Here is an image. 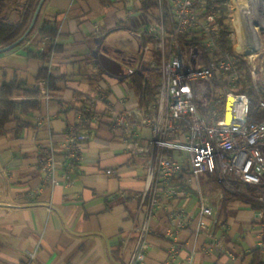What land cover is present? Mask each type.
<instances>
[{
    "label": "crops",
    "instance_id": "0c3cea01",
    "mask_svg": "<svg viewBox=\"0 0 264 264\" xmlns=\"http://www.w3.org/2000/svg\"><path fill=\"white\" fill-rule=\"evenodd\" d=\"M144 1L40 0L35 23L22 33V42L0 50V98L3 82L15 81L39 90L33 98L41 104L16 115L26 124L19 133L16 120L0 131V264L131 261L148 211L147 154L139 147L151 131L122 127L117 117L122 111L137 120L148 115L132 88L131 71L144 73L152 86L160 83L154 68L160 58L158 40L146 29L160 23L163 11L156 6L145 10ZM28 2L4 1L0 20L20 23ZM44 20L57 21L59 29L55 43L61 49L47 63L52 77L64 78L55 90L37 79L43 62L28 54L51 44L38 33ZM164 27L167 34L172 30V17ZM11 98L27 97L16 89ZM69 127L88 137L80 142L73 184L54 186L43 168L42 148L57 150L63 171L61 150ZM210 177L185 183V193L175 197L160 195L150 213L144 264H250L257 247L264 257V209L223 201ZM202 198L213 208L208 230L199 228ZM173 214L183 222L176 232L177 253L171 252L169 235L176 229Z\"/></svg>",
    "mask_w": 264,
    "mask_h": 264
},
{
    "label": "built area",
    "instance_id": "2783aa9c",
    "mask_svg": "<svg viewBox=\"0 0 264 264\" xmlns=\"http://www.w3.org/2000/svg\"><path fill=\"white\" fill-rule=\"evenodd\" d=\"M167 5L172 30L168 34L165 32L163 15L157 26L146 29L156 34L160 50L156 69L160 83L156 100L149 106L148 115L140 120L124 111L117 117V123L122 127L151 131L146 145L139 147L147 154L148 211L129 264L145 263L150 213L161 202L160 195L172 198L183 194L185 183L189 184L201 175L216 177L227 190L264 203V189L257 195L250 190L252 187L264 188V121L249 118L251 101L245 92L246 78L233 53L219 44L221 28L212 12L211 0H167ZM191 30L202 32L203 47L209 52V59L205 57L204 64L186 68L182 56L173 54V49L180 37ZM215 74L224 77L223 95L215 96L213 102V96L200 100L192 98L185 83L196 80L212 83ZM263 107L264 101L261 100L257 108ZM228 111L230 121H226ZM87 137L75 127L67 129V142L61 150L65 169L61 172L62 163L56 158L57 150L52 145L42 148L45 153L43 168L52 185L73 184L72 173L81 161L80 142ZM106 173L112 174L113 171L107 170ZM181 174L182 182L177 183ZM212 215V206L202 198L199 210L201 230H208ZM171 218L176 228L169 233L171 252L177 253L181 245L176 232L183 222L178 214ZM34 255L35 252L31 254Z\"/></svg>",
    "mask_w": 264,
    "mask_h": 264
},
{
    "label": "trees",
    "instance_id": "16d2710c",
    "mask_svg": "<svg viewBox=\"0 0 264 264\" xmlns=\"http://www.w3.org/2000/svg\"><path fill=\"white\" fill-rule=\"evenodd\" d=\"M40 3V0H29L26 10L23 13L22 20L18 24H12L9 22H4L0 20V50L11 48L17 44L22 42L21 36L22 33L28 29L31 24V20L33 15ZM157 6L155 0H145L143 3V8L145 10L150 9L152 7ZM163 24L166 26L171 22V14L169 12V7L166 4L163 10ZM38 33L41 36V39H48L51 41L49 47L39 53L33 54L28 52L29 55H33L37 58H40L43 62L39 73L37 75V79L39 81L45 82L47 89L55 90L57 89V84L59 81L64 78H54L49 74L48 62L51 58L53 52L60 51V46L55 43V39L59 34L58 23L57 21L44 20L41 26L38 29ZM184 38V46H199L203 47V35L201 31L188 32L186 35L182 36ZM150 40H153V37L150 36ZM219 44L227 47L223 40L219 41ZM206 60L209 59V52L205 51ZM130 82L132 88L134 89L136 96L138 97L139 105L141 108L145 109L149 112V106L155 102L157 92L159 89V85L152 86L145 74L140 72L139 70L131 71L129 74ZM245 78L247 81V87H245V92L248 94L250 98V119H255L256 121L264 120V110H258L259 105V94L256 89V86L262 87V79H257V81H253L249 72L245 74ZM212 102L216 100L215 93H219L222 91L224 86V77L221 74H215L212 79ZM16 89H21L24 95L27 97L24 100L16 101L13 100L12 94ZM39 95V90L28 89L22 83L12 82H3L1 86V98H0V131L4 130L5 126L11 122L16 120V133H19L23 127L26 126L24 122H21L20 119L16 117L18 113L27 114L29 112L35 111L40 107V101L34 96ZM214 106V105H213ZM182 174L178 177V179H182ZM209 180L216 183L218 187L221 188L223 193V201H233L239 200L243 203L249 204L251 207L255 209H264V203L257 201L255 198L250 197L248 195L231 192L223 187L215 177H210ZM264 189L262 187H252L251 193L253 195H257ZM252 260L250 264H264L263 251L261 247H257L251 251ZM19 264H27L24 261H21Z\"/></svg>",
    "mask_w": 264,
    "mask_h": 264
},
{
    "label": "rangeland",
    "instance_id": "374dc122",
    "mask_svg": "<svg viewBox=\"0 0 264 264\" xmlns=\"http://www.w3.org/2000/svg\"><path fill=\"white\" fill-rule=\"evenodd\" d=\"M4 1L8 0H0V5L3 4ZM157 3V10L161 13L164 10L165 5L167 4V0H155ZM243 1V0H242ZM251 3L258 4L262 0H249ZM264 1V0H263ZM211 9L215 19L218 21L219 26L221 28V40H223L227 46L228 51H231L233 55L236 57L240 69L243 71L244 75L249 72L253 81H257V79H262L263 86L258 87L256 89L259 94V101H264V49L262 53L258 56V62L255 63V60H251L246 57V53L244 50L243 44V33H240L236 30L233 22H229L224 15V5L220 0H211ZM235 10L238 12L240 10L239 4L235 3ZM196 30H191L190 32H195ZM264 39V33H261ZM184 38L180 37L178 40V45L174 47L173 54H180L183 58L184 65L186 68H191L197 66L198 64H204L205 62V49L204 47L199 46H184ZM193 48V51L191 50ZM193 56V57H192ZM196 57V58H195ZM160 58L158 61L154 62V68L157 69L159 67ZM256 67V69H255ZM156 73L159 74L156 70ZM246 81V80H245ZM186 89L191 94V97L200 100L204 98H211L212 96V85L210 81H188L185 83ZM247 81L245 87H247ZM223 95L222 92L215 93V96ZM264 110V107L261 108ZM264 121V120H263ZM216 178V177H215Z\"/></svg>",
    "mask_w": 264,
    "mask_h": 264
},
{
    "label": "bare ground",
    "instance_id": "6f19581e",
    "mask_svg": "<svg viewBox=\"0 0 264 264\" xmlns=\"http://www.w3.org/2000/svg\"><path fill=\"white\" fill-rule=\"evenodd\" d=\"M224 5V15L229 22H233L236 30L243 33L245 55L258 62L257 58L264 49V1L258 4L249 0H220ZM235 3L240 10L236 12ZM231 120L230 112L226 113V121Z\"/></svg>",
    "mask_w": 264,
    "mask_h": 264
},
{
    "label": "water",
    "instance_id": "95a60500",
    "mask_svg": "<svg viewBox=\"0 0 264 264\" xmlns=\"http://www.w3.org/2000/svg\"><path fill=\"white\" fill-rule=\"evenodd\" d=\"M40 8H41V2L39 3V5H38V7H37V9H36V11H35V13H34V15H33V19H32V22H31L30 28L33 27V25H34V23H35V20H36V17H37V15H38V13H39Z\"/></svg>",
    "mask_w": 264,
    "mask_h": 264
}]
</instances>
